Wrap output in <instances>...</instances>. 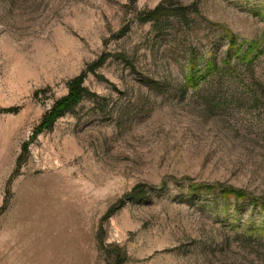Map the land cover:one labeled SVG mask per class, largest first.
<instances>
[{
    "label": "rangeland",
    "instance_id": "rangeland-1",
    "mask_svg": "<svg viewBox=\"0 0 264 264\" xmlns=\"http://www.w3.org/2000/svg\"><path fill=\"white\" fill-rule=\"evenodd\" d=\"M160 1L0 0V109L20 108L0 113V264H110L100 240L123 264H264V0H172L195 7L186 26L135 20ZM189 51L215 69L184 92ZM101 56L84 100L40 128ZM137 184L148 198L105 220Z\"/></svg>",
    "mask_w": 264,
    "mask_h": 264
},
{
    "label": "trees",
    "instance_id": "trees-1",
    "mask_svg": "<svg viewBox=\"0 0 264 264\" xmlns=\"http://www.w3.org/2000/svg\"><path fill=\"white\" fill-rule=\"evenodd\" d=\"M136 0H128L129 6H134ZM190 13L197 14L195 7L191 10H188L186 7H182L179 5H174L172 0H161L153 9L137 12L135 15V20L139 24H146L150 23L153 28L160 29L162 25V21L168 22L169 19H172L178 25L186 26L188 23V15ZM127 31V28L122 29L118 36H122ZM236 41L233 36L228 35V48L227 54L235 47ZM229 60V56L226 57ZM106 58L105 56H101L97 61L91 63L87 66V68L82 71L78 76L71 79L67 82V94L66 96L62 97L61 99L55 101L51 108L45 113L40 128L44 130H49L55 123L57 119L62 117L65 113L73 110L77 107L84 98L89 94L88 90L84 86V78L86 77L87 73L95 74V70L101 67ZM196 57L193 51L188 52L187 63H188V75L183 79V86L182 90L185 92L189 88L193 90H197V87L206 80L205 78L212 74V70L215 69L212 62H208L201 73V71H194L196 66ZM19 107H10L6 109H0V113L2 114H12L15 115L19 112ZM26 148H23V153H25ZM22 153V154H23ZM17 158L16 161V169L21 165L23 155ZM153 190L152 187H149L145 184H137L135 185L131 191L125 194L121 199H119L113 206H111L106 214L104 215V219H109L112 215H114L119 209H121L127 202L131 203H142L148 198V193ZM187 190L188 194H194L199 191H204L206 193H212L213 191L217 190V194L220 196H232L235 198L240 199H247L248 203L251 206L256 205L257 203L254 202L250 197L247 195L244 197L245 193L241 191L232 190L229 188H217L212 185H197L187 183ZM261 211L263 212L264 216V205L259 204ZM98 248L104 255L107 261H111L110 264H123L126 260L125 251H123L118 246L113 245H104L103 242L100 240L98 241Z\"/></svg>",
    "mask_w": 264,
    "mask_h": 264
}]
</instances>
